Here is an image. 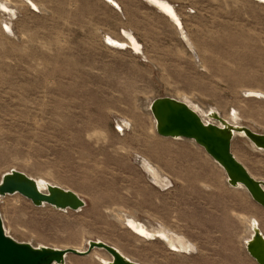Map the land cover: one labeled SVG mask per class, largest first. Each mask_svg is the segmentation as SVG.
Returning a JSON list of instances; mask_svg holds the SVG:
<instances>
[{"label":"rangeland","instance_id":"obj_1","mask_svg":"<svg viewBox=\"0 0 264 264\" xmlns=\"http://www.w3.org/2000/svg\"><path fill=\"white\" fill-rule=\"evenodd\" d=\"M34 1L44 8L8 0L16 8L15 16L4 15L13 34L0 28V178L16 168L76 191L87 204L63 211L6 195L0 211L8 234L79 250L102 240L142 264H257L244 246L243 216L256 217L264 230V207L227 184L224 170L195 141L159 135L147 110L157 97L189 98L202 115L212 108L264 132V100L245 94L264 91V5L168 0L191 47L145 0H123L122 13L103 0ZM99 27L118 39L125 38L121 28L132 31L145 57L108 46ZM123 120L130 126L123 128ZM231 148L264 180L263 151L240 134ZM138 154L167 175L168 188L148 178ZM117 207L148 226L174 229L197 250L178 253L158 238L137 237L107 212ZM93 250L96 257L71 253L65 264L111 257Z\"/></svg>","mask_w":264,"mask_h":264},{"label":"water","instance_id":"obj_2","mask_svg":"<svg viewBox=\"0 0 264 264\" xmlns=\"http://www.w3.org/2000/svg\"><path fill=\"white\" fill-rule=\"evenodd\" d=\"M116 3L113 1L111 5L120 10ZM150 111L159 135L195 141L224 169L231 187L242 184L251 198L264 207V180L253 176L231 148L235 133H243L257 149L264 152V132L255 131L244 124H232L217 112L212 115L220 125L205 122L189 105L172 96L154 98L150 102ZM116 128L119 130L118 125ZM16 193L30 199L35 206L49 205L63 211H79L87 204L84 198L70 188L49 181L41 188L35 177L12 168L0 178V198ZM244 243L247 253L257 264H264V233L259 222H254L252 234ZM95 248L111 255L108 264H142L102 240H89L85 250L35 246L30 242L19 241L6 232L0 211V264H65L69 254L88 255Z\"/></svg>","mask_w":264,"mask_h":264},{"label":"bare ground","instance_id":"obj_3","mask_svg":"<svg viewBox=\"0 0 264 264\" xmlns=\"http://www.w3.org/2000/svg\"><path fill=\"white\" fill-rule=\"evenodd\" d=\"M24 2L27 3V6L30 7L31 9H36L37 11L39 9H41L40 4L36 3L34 0H23ZM105 2H107L108 4H112L113 1L115 0H104ZM146 2L153 4L154 6H156V9L160 10V12L165 15V17H167V19L170 21V23H172V25L176 28V30L178 31V33L184 37V39H186L188 41V43L190 44L191 47H193L191 45V43L189 42V39L187 37L186 32L184 31L185 29L183 26V21L181 20L180 14L179 12H177L175 6L169 2L168 0H145ZM259 4L264 5V0H253ZM8 0H0V16L2 14V18H0V28L3 32L6 33H12L13 34V27H12V23L10 21H8L5 18V14L6 12L12 11L10 12L11 14L15 12V9H13L12 7H10L7 4ZM119 2V1H117ZM9 3V2H8ZM23 3V2H22ZM106 3V4H107ZM117 5H119L118 3H116ZM24 6V5H23ZM120 6V5H119ZM112 7V6H111ZM20 10V9H19ZM40 11V10H39ZM20 12V11H19ZM12 16V15H11ZM15 16V15H14ZM9 17V16H8ZM13 17V16H12ZM10 18V17H9ZM12 19V18H11ZM15 32V31H14ZM133 32H129L124 30L123 34L125 36L124 39H118L116 37H114L111 34H103L102 36V40L105 44H107L108 46H111L117 50L119 49H125V48H129L131 49V51H133L135 54L136 53H140L142 57H145L143 54L144 52H142V45L139 42V40L136 38V36H134V34H132ZM6 35V34H5ZM193 49V48H192ZM191 49V50H192ZM194 50V49H193ZM194 53V52H193ZM196 57V56H195ZM147 59V58H146ZM203 64V63H202ZM248 91V92H247ZM245 94H247L246 96H258L260 98H263L264 100V91L258 90V89H250V90H246ZM186 97V96H185ZM177 99L185 102L187 105L188 102L186 101L189 98L185 99H180L177 97ZM190 101V100H189ZM191 102V101H190ZM195 104V103H194ZM197 104V103H196ZM199 105V104H198ZM193 110H195L200 116L201 118L205 121V122H211L210 120H212L211 123H216L219 124L220 123L214 119L213 117V112H217L216 110L210 108L209 110H205V112H203L204 114L202 115L201 112L198 110H196L195 108H193L192 106L195 105H189ZM197 106V105H196ZM146 109V107H144ZM202 108V107H201ZM204 109V108H203ZM149 110V111H148ZM147 112L151 114L150 111V104H149V108H148ZM201 110V109H200ZM218 113V112H217ZM219 114V113H218ZM234 114V113H233ZM152 115V114H151ZM150 115V116H151ZM205 117L209 118V120H207ZM235 117V115H234ZM233 117V118H234ZM224 118V117H223ZM226 121L232 123L231 121H229L227 118H224ZM122 120V119H121ZM152 129L155 130L156 129V121L154 119V117L152 116ZM235 124V123H232ZM132 125V124H131ZM121 126H123V128H127L128 126H130V122L127 120H123L121 123ZM120 131V129H119ZM151 131V129H150ZM155 132V131H154ZM156 133V132H155ZM236 134H240L242 136L245 137V135L243 133H235ZM181 138V137H180ZM179 138V139H180ZM177 139V138H176ZM191 140V139H190ZM193 141V140H192ZM196 146V145H195ZM142 167L143 169H145L147 171V173H149L148 178L150 177L152 179V181L162 187H167L171 184L170 179L166 176H164L158 166L156 164H154L151 160H149V158L147 156H143L138 154L136 156L135 159ZM214 160V159H213ZM214 162L219 165L215 160ZM138 165V164H137ZM139 166V165H138ZM220 166V165H219ZM221 167V166H220ZM222 168V167H221ZM223 169V168H222ZM142 170V168H141ZM224 170V169H223ZM225 172V171H224ZM253 175V174H252ZM254 176V175H253ZM149 178V179H150ZM36 180L39 181V185L41 188H43V182H52L55 183L51 180H48L46 178L43 177H36ZM41 180V181H40ZM225 182L228 184V177L225 174ZM57 184V183H56ZM60 185V184H59ZM159 186V187H160ZM156 187V186H155ZM168 188V187H167ZM234 188H241L244 191H247L245 189V187L242 184H239L238 187H234ZM122 208V207H121ZM116 208V209H110L109 211L107 210V212H109L112 217L120 222L122 225H124L129 231H131L133 234H135L137 237L139 238H143V239H153V238H158L160 241H162L163 243H165L169 248H171V250L178 252V253H185L183 251L186 252H195L197 250V246H195V243H191L190 241H188L184 236L180 235L178 232H176L174 229L159 223L158 226H148L146 225L144 222H142L141 220L137 219L135 216L130 215L127 211L123 210V208ZM137 216V215H136ZM243 219L245 221L246 224V231H248V235L243 236V242L250 237V235L252 234V227L254 225V222L257 221L259 222L256 217L252 216V217H247V216H243ZM160 222V221H159ZM260 223V222H259ZM5 226V225H4ZM6 230V229H5ZM245 231V233H246ZM7 232V230H6ZM8 233V232H7ZM242 237V236H241ZM89 242V241H88ZM115 246V245H114ZM76 248V247H75ZM79 248V247H78ZM118 248V247H117ZM77 249V248H76ZM119 249V248H118ZM120 250V249H119ZM121 251V250H120ZM95 252H97V250H92L91 254L95 256ZM122 252V251H121ZM123 253V252H122ZM97 254V253H96ZM125 254V253H123ZM98 255V254H97ZM99 256H101V253H99ZM128 256V255H126ZM98 258V257H97ZM112 257H110L109 259H103V261L105 262L104 264H108L111 261ZM102 260V259H100ZM101 262V261H100Z\"/></svg>","mask_w":264,"mask_h":264},{"label":"crops","instance_id":"obj_4","mask_svg":"<svg viewBox=\"0 0 264 264\" xmlns=\"http://www.w3.org/2000/svg\"><path fill=\"white\" fill-rule=\"evenodd\" d=\"M101 1H102V0H101ZM103 1H104V0H103ZM103 1H102V2H103ZM115 1H116V2L119 1V2H117V3L120 5V6H119V7H120V10L116 9L115 7H113L112 5L108 4V3L105 2V1H104L103 3H104V4L107 3V4H106L107 6H109V7L112 6V7H111L112 9H114V10L116 9V10H117L118 12H120V13L125 12L126 10H125V6H124V4H123V2H122L123 0H115ZM38 4H39V3H38ZM40 5L43 6L42 4H40ZM43 8H44V6H43ZM122 29H124V28H121V30H122ZM121 30H120V31H121ZM125 30H128V29L125 28ZM130 31H131V30H130ZM131 32H132V31H131ZM99 34L102 35V34H111V33H110L109 31H107L106 29H104V28H102V27H99ZM142 47H143V46H142ZM259 226H260L262 232L264 233V230L262 229L260 223H259Z\"/></svg>","mask_w":264,"mask_h":264}]
</instances>
